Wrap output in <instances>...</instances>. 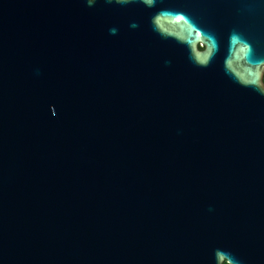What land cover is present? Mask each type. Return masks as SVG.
<instances>
[{"label": "water", "instance_id": "water-1", "mask_svg": "<svg viewBox=\"0 0 264 264\" xmlns=\"http://www.w3.org/2000/svg\"><path fill=\"white\" fill-rule=\"evenodd\" d=\"M160 7L264 56V0H0V264H264V96Z\"/></svg>", "mask_w": 264, "mask_h": 264}, {"label": "clouds", "instance_id": "clouds-1", "mask_svg": "<svg viewBox=\"0 0 264 264\" xmlns=\"http://www.w3.org/2000/svg\"><path fill=\"white\" fill-rule=\"evenodd\" d=\"M109 3L112 0H108ZM126 5L133 0H116ZM148 8H157L158 0H141ZM93 6L96 0H87ZM151 30L163 40L182 47L187 59L195 67L208 68L219 61L220 69L233 83L250 88L264 96V56L256 53L253 43L239 30L230 31L227 43L222 47L217 34L197 24L186 11L160 7L150 16ZM115 33L116 29L110 30ZM52 116V105L50 106ZM210 264H245L230 247L220 246L212 250Z\"/></svg>", "mask_w": 264, "mask_h": 264}]
</instances>
